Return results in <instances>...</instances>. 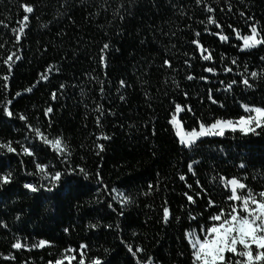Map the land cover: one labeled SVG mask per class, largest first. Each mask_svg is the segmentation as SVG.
<instances>
[{
    "label": "trees",
    "instance_id": "obj_1",
    "mask_svg": "<svg viewBox=\"0 0 264 264\" xmlns=\"http://www.w3.org/2000/svg\"><path fill=\"white\" fill-rule=\"evenodd\" d=\"M22 4L32 5L34 11L27 14L26 35L16 45L12 29L19 28L18 21L25 15ZM206 4L215 12L206 13ZM240 12L264 25V0H204L199 6L195 0H0V21L8 25L5 28L0 24V103L11 99L14 113L26 115L49 138L62 136L70 143L71 162L92 174L88 180L78 178L70 193L62 191L53 199L51 194H31L23 188L26 182H39L38 177L25 174L26 170H34L31 158L15 153L0 155V173H14V182L0 190V222L7 225L0 226V264H47L49 260L54 264L57 258L73 255L64 252L69 246L78 253L81 243L89 246L86 264L93 257H102L106 264H135L125 244L133 246L134 251L137 246L143 247L145 252L138 255L146 259L151 253L157 264H178L180 260L188 264L187 252L184 258L177 255L185 251L179 238L189 226V206L183 193L192 194V190L187 184L197 190L195 182L199 179L217 201L223 193L219 185L209 182L216 174L247 176L250 187L264 189V134L241 137L226 132L224 137L203 138L199 148L186 155L167 122L173 101L192 108V112L178 114L186 128L197 126L200 120L236 119L243 112L241 103L264 106V78L250 80L254 84L250 89L238 83L231 92L215 91L214 98L225 105L223 108L206 98L208 88L223 89L220 80L227 83L241 79L237 72H243V67L237 70L231 58L246 63L249 72L264 68L260 60L264 46L240 53L235 47L240 42L234 34L230 43L221 44L218 36L210 34L220 29L212 25L209 32L204 31L207 16L212 15L225 34L231 33L229 24L246 33ZM194 31L201 33L199 39L205 47L214 50V61L192 60L193 67L188 68L184 61L192 55L200 56L191 43L196 39ZM104 43L110 45L105 53L106 68L98 62ZM10 52H17L21 59L14 61L9 74L3 59ZM222 54L228 58L223 63ZM164 59L171 61L172 69L162 67ZM210 63L215 64L216 76L201 67ZM225 64L233 68L232 73L223 72ZM186 73L207 76L208 82L188 81ZM5 74L10 75L6 90L2 79ZM42 74L48 79L42 80ZM173 79L179 82V89ZM121 80L126 87H120ZM29 87L31 92L26 91ZM53 91L57 92L55 101L51 99ZM17 92L21 95L16 96ZM49 106L53 113L46 117L43 111ZM97 106L105 113L99 128ZM101 133L110 139L97 141ZM26 134L24 122L18 118L8 120L0 113V141L26 143ZM35 143L43 162L63 170V163L50 148L38 139ZM96 143L105 146L99 156L95 154ZM14 147L19 151L18 144ZM189 156L200 161L194 165L196 176L187 171ZM242 162L244 169L239 167ZM98 169L109 191L97 183ZM181 174L185 181L179 179ZM149 184L153 185L151 190ZM112 188L132 199L122 216L119 203L112 200ZM206 200L207 196L197 198L199 207L192 206L193 212L207 216ZM164 201L171 214L168 226L162 223ZM109 202L117 211L107 207ZM175 216L182 218L179 223L171 219ZM90 224L99 226L91 229ZM16 239L29 246L40 240L50 244L16 250L11 247ZM105 249L109 250L107 254ZM4 256L15 259L6 260ZM78 258L72 264H78Z\"/></svg>",
    "mask_w": 264,
    "mask_h": 264
},
{
    "label": "snow or ice",
    "instance_id": "obj_2",
    "mask_svg": "<svg viewBox=\"0 0 264 264\" xmlns=\"http://www.w3.org/2000/svg\"><path fill=\"white\" fill-rule=\"evenodd\" d=\"M204 2V0H195V3L199 6ZM23 12L25 15L19 22V28H13L12 32L15 34L16 45L19 44L21 38L26 35L25 29L28 26L29 16L27 14L33 13L34 9L32 5L22 4ZM223 11V9H221ZM228 11L231 12V4H228ZM206 13H214L215 9L210 5H205ZM119 14V13H118ZM240 16L245 18V23L247 25V32H242L241 29L233 27L231 24L228 28L231 29L230 34H225L222 25L212 16H207L205 23V32H209V26L214 25L216 29H220L219 32L211 31L210 34L213 36H218L219 42L221 44H226L231 42L232 34H234V39L239 44L235 45L240 53H248L253 49H258L264 46V25L260 24L259 20H256L254 16H245L244 12H240ZM123 15L120 19L123 20ZM251 22V23H249ZM5 28L8 27L3 21H0ZM196 39L191 41L192 44L196 46L199 50L200 56L196 57L192 55L189 59L184 61L188 68L193 67L191 61L200 59L206 62L214 61V50H209L205 47L201 40L199 39L201 33L199 31H194ZM14 45V46H16ZM3 45L0 44V48ZM110 45L104 43L99 56V64L107 67L105 53L109 50ZM185 55H188L185 53ZM21 56L17 52H10L3 59V64L7 65L8 73L10 74L13 68L14 61H19ZM228 58L223 54L220 56V61L223 63ZM261 62H264V56L260 57ZM231 65H236L237 70L242 66L243 72H237L241 79L237 81L236 79H230L229 82L225 83L224 80H220L219 84L223 85V89L217 87L215 90L208 88L206 98L211 101L212 104H218L219 107L223 108L225 105L214 98L215 91L231 92L233 91V86L242 84L246 89L254 87L251 81H257L264 78V68L259 71L249 72L248 65L243 63L238 58H231ZM162 67L172 69V63L169 59H164ZM204 72L211 73L213 76L217 75V69L214 63H210L208 66L201 65ZM52 66H49V71H51ZM58 70V69H57ZM223 72L225 74L232 73L233 68L227 64L223 67ZM3 75L2 79L5 82L4 88L7 89V81L10 79V75ZM185 78L188 81H193L199 79L208 82L207 76L196 77L192 74L186 73ZM42 80H47L46 75H41ZM175 87L179 89L180 84L178 81L173 79ZM35 85H33L34 87ZM120 87H126L125 81H120ZM64 85H60V89H63ZM27 92L32 91V87L26 89ZM100 92L103 94L104 88L101 84ZM21 93L17 92L16 96H20ZM187 92H184V96L187 97ZM122 100L123 96L120 97ZM51 99L55 101L57 99V92L53 91L51 93ZM13 101L11 99H6L3 103H0V113L3 117L8 120L18 118L20 121L24 122L27 129V133L24 137L26 143H21L19 140L12 141H0V155H6L8 153H15L18 156H27L31 158L30 163L34 165L33 171L25 172L28 176L38 177V183L26 182L23 184V188L27 190V193L31 194H51L53 199H56L60 192L67 191L71 192L75 185L78 184V178L82 177L84 180H88L92 175L89 173L85 167L80 165H74L70 157L72 155V149L70 143L67 142L62 136H56L54 138H49V135L42 131L41 127L34 126L28 121V117L22 113H14L10 109ZM174 103V109H170L171 116L168 119V124L170 125L169 131L173 133L174 138L178 142L182 149L186 150V155L188 153H194L203 143V138L209 137H224L226 132H230L235 135L240 134L241 137L249 136H260L264 134V106L250 105L248 103H241L240 108L243 110L242 114L236 119L231 118H215L211 122H206L200 120L197 122V126L186 128L182 122V118H178V114L182 112H192L190 105H185L182 107L181 104ZM96 111L99 113L96 117L97 127H101V117L105 114L101 106H97ZM53 113V107L49 106L44 109L43 115L49 116ZM48 127H51V120L48 121ZM259 130V131H258ZM152 134L155 135V128L152 129ZM39 140L40 144L50 148L56 156L59 157L61 163H63V170H57L56 165H50L43 162L40 159V153L37 151L39 145L35 143ZM110 139L104 133H101L96 137L97 141ZM14 144L20 146L19 151ZM96 155L99 156L100 153L105 151V146L102 143H96ZM21 165H24V160L21 159ZM200 161L195 159L193 156H189V162L187 164V171L196 176L194 165L199 164ZM241 169L246 168V165L242 162L239 164ZM95 176L97 178V183L104 187L105 191H109L108 186L104 183L101 172L99 169L96 171ZM181 181H185L186 177L184 174L179 176ZM248 177L244 176L238 178L233 176L231 178L223 175L216 174L210 179V183L214 186L219 185L223 195L220 200L212 198L211 193L201 185L199 179L196 180V189L193 190L192 184H187V188L192 190V194L189 192L183 193L188 202V227L183 231L182 236L179 238L185 251H180L177 253L178 257L184 258L187 252L188 264H264V189L256 191L250 187L246 181ZM255 179V178H254ZM14 182V173L9 170L0 173V190H3L5 186L10 185ZM149 189L153 188V185L149 184ZM115 193L112 196V200L116 201L120 205L119 215H123V209L130 203L132 199L125 193L120 192L116 188L110 190V194ZM207 196L205 201V216L204 212L194 213L192 206L199 207L197 198L203 199ZM107 207L112 211H117L113 207V204L109 202ZM170 209L167 206V201H164L162 206V223L168 226L170 223ZM19 219V216H17ZM175 219L177 223L182 219L179 216L171 217ZM0 226L7 227L6 224L0 222ZM99 225L90 224L91 229L97 228ZM107 228L111 229L112 225H106ZM119 228V225H116ZM67 232L68 230L65 229ZM135 235V234H134ZM186 242V243H185ZM122 244H125L121 240ZM50 242L46 240H40L38 244L27 245L22 244L20 239L11 245L13 249L20 250L22 248L40 247L43 248L45 245H49ZM127 251L131 254L132 258L135 260V264H157V261L151 253L147 255L146 259H142L141 255L145 252L143 247L137 246L135 251L133 246L125 244ZM89 246L85 243L79 245V251L77 249L69 246L64 250L66 253H72L73 255L62 256L57 258L54 264H65L67 260L68 264H72L73 260L77 259L78 264H86L87 251ZM109 252L105 249V253ZM4 259H15V256H4ZM47 264H53V261L49 260ZM87 264H106V261L102 257H93L87 260ZM178 264H183V260L178 261Z\"/></svg>",
    "mask_w": 264,
    "mask_h": 264
},
{
    "label": "rangeland",
    "instance_id": "obj_3",
    "mask_svg": "<svg viewBox=\"0 0 264 264\" xmlns=\"http://www.w3.org/2000/svg\"><path fill=\"white\" fill-rule=\"evenodd\" d=\"M65 256H68V255H65ZM65 263H68L67 260H65Z\"/></svg>",
    "mask_w": 264,
    "mask_h": 264
}]
</instances>
